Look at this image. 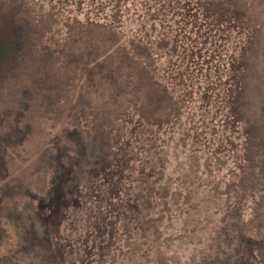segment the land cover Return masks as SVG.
<instances>
[{"label":"rangeland","instance_id":"obj_1","mask_svg":"<svg viewBox=\"0 0 264 264\" xmlns=\"http://www.w3.org/2000/svg\"><path fill=\"white\" fill-rule=\"evenodd\" d=\"M237 1L217 22L226 0H0L23 41L0 73V264H235L240 237L264 243V80L239 76L245 112L233 80L262 52L264 8ZM181 53L193 81L202 59L206 103L197 81L157 127Z\"/></svg>","mask_w":264,"mask_h":264},{"label":"trees","instance_id":"obj_2","mask_svg":"<svg viewBox=\"0 0 264 264\" xmlns=\"http://www.w3.org/2000/svg\"><path fill=\"white\" fill-rule=\"evenodd\" d=\"M104 1V0H102ZM258 2V3H257ZM258 6H262L264 8V0L263 1H256ZM199 8V6H198ZM104 9V7H103ZM217 9H222L219 13L218 16L219 17H215L217 22H222V18L224 16H227V18H229L232 15H237L239 16V13L242 10V6L241 4L237 1V0H226V3L223 6H219L217 7ZM227 9H232V11H228ZM230 12V13H229ZM229 13V14H226ZM91 24L86 23L85 27L86 28H91V27H98L101 30H97L99 35H104V24H93L90 27ZM109 26H113V25H109ZM17 29H21L20 25H13L10 21H5L3 23H0V51H2L4 53V57L0 60V73L3 71V65L4 63H8L12 57L17 54L19 48H21V44L23 43V41L20 40V34L16 33ZM24 32V31H23ZM22 32V33H23ZM106 35L108 38L110 37H114V30H107L106 31ZM155 37V35H153ZM262 37H263V33H260L257 35V40L260 43V47L262 48V52L258 55L256 61H254L252 63V65H250V63L248 61H243L241 62V65L239 66V68L236 71V75L233 76V80L235 81L236 84H239V87L237 89V92L235 93V95L238 98V101L240 102V106L239 109H241L243 112L246 111V109H249L248 106V102L245 99V95L248 94L246 91V84L243 88V90L241 89L240 86V82H239V76L241 79H245V74H248V80L250 79V75L252 77V75L254 74L257 78L263 79L264 80V44L262 43ZM154 38L151 37L149 39H147V45L151 46V47H155L158 48L160 46H155L153 42ZM143 49V47H142ZM172 49H174V47H172ZM188 54V59L184 56L183 53H181L179 55V57L177 59L183 60L180 62H186V66H182L180 65V62H175V64L173 66H171L170 68V76H171V80H174L175 84L178 83L182 86L183 89L179 88V87H174L172 90V95L170 97V92L167 91V84L164 86H159L157 85V87L162 91L161 93H158L157 95V99L155 100L156 103H162V101L164 100L165 102H163L165 104V107L167 108V114L165 118L162 119H158V123L156 124V126L158 127L159 125H162L163 123H168L170 122V116H174L177 113L182 112V106L184 105L185 102V97L186 98H192L194 96V84L195 82H199L198 86L201 85V82L204 83V90L202 92H200L199 97L204 101L203 99V92L205 90H210V83L211 81H207V80H203L205 77L204 75L200 72L201 68H202V59H199V64H198V77L195 78V81H193L190 77L189 72L192 70V54L191 53H187ZM138 61H142L141 64H144L145 67V73L147 75V79L148 81L152 80L151 76H150V72H149V68H150V62H149V58L147 57H141V58H137ZM240 60V57L238 58V61ZM169 63V62H168ZM182 66V67H181ZM160 75V74H159ZM157 75V76H159ZM157 80V77H156ZM202 80V81H199ZM247 80V81H248ZM246 81V82H247ZM170 85H172L173 83H169ZM261 88L264 87L263 85H260ZM172 87V86H171ZM234 87V86H233ZM199 89V87H198ZM163 92L166 93L170 98L167 97H163ZM222 92L220 91L219 94V106H224L226 112L229 113H233L235 110H237V107H232L233 105V101L230 99H227L224 101L225 98L221 97ZM233 95V93L231 94ZM218 96H216L215 98H217ZM204 103H206L204 101ZM143 105V104H142ZM260 109L259 112L263 115L264 118V105L260 104ZM85 107V106H83ZM78 111H76V115L79 114V112L81 111V109H76ZM234 110V111H233ZM78 113V114H77ZM168 121V122H167ZM235 121H233L234 124ZM249 123V121H248ZM264 123V122H263ZM142 124V125H140ZM139 125V126H138ZM136 133L139 135L143 136V133L146 132L147 129L145 124L142 122V120H139L136 122ZM145 126V127H143ZM130 136L128 134H126V137H128V139H133L135 137V133L134 130L131 129L130 131ZM139 135V136H140ZM160 134L158 135H153V136H149V140L153 141L154 143L157 142V139H159ZM143 142V140L141 141ZM143 144V143H141ZM2 152V151H1ZM0 152V155H1ZM2 157V155H1ZM3 160L0 159V171L2 172V169H4V163L2 162ZM124 164V163H123ZM124 166V165H123ZM1 177V174H0ZM134 206V205H133ZM31 218L33 220H35L37 222L36 216L34 212H30L29 213ZM24 236V241L23 243L25 244V235L23 233ZM239 246L237 247V253L234 252V256L238 255V258L236 260L235 264H242L244 262V264H264V243L263 244H254L253 240L251 239H246L245 237H240L239 239ZM255 252V253H254ZM28 256L32 259V260H38L40 258V256L35 253H29Z\"/></svg>","mask_w":264,"mask_h":264}]
</instances>
